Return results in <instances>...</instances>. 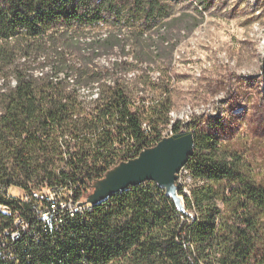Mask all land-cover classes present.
Instances as JSON below:
<instances>
[{
	"label": "trees",
	"instance_id": "16d2710c",
	"mask_svg": "<svg viewBox=\"0 0 264 264\" xmlns=\"http://www.w3.org/2000/svg\"><path fill=\"white\" fill-rule=\"evenodd\" d=\"M175 13V0H0V204L20 209L12 188L34 177L80 199L109 169L155 146L171 124L167 81L147 103L125 74L171 54ZM194 139L185 167L201 184L190 194L180 188L185 211L154 181L58 228L24 207L36 235L10 243L15 255L0 264H264V188L246 180L219 137L196 130ZM12 221L0 212V230Z\"/></svg>",
	"mask_w": 264,
	"mask_h": 264
},
{
	"label": "rangeland",
	"instance_id": "374dc122",
	"mask_svg": "<svg viewBox=\"0 0 264 264\" xmlns=\"http://www.w3.org/2000/svg\"><path fill=\"white\" fill-rule=\"evenodd\" d=\"M175 1L178 19L168 25L165 51L171 54L158 64L136 63L125 74L134 98L152 103L167 81L171 124L161 132L180 121L184 130L219 137L225 153L240 161L246 180L264 188V0ZM112 52L108 59L121 54ZM200 181L185 167L178 184L190 194ZM12 193L17 194L14 187Z\"/></svg>",
	"mask_w": 264,
	"mask_h": 264
},
{
	"label": "water",
	"instance_id": "95a60500",
	"mask_svg": "<svg viewBox=\"0 0 264 264\" xmlns=\"http://www.w3.org/2000/svg\"><path fill=\"white\" fill-rule=\"evenodd\" d=\"M194 149L193 131L185 130L164 137L155 146L142 150L134 158L121 161L103 178L95 180L86 201L98 205L130 186L154 181L175 200L180 210L185 211L178 179Z\"/></svg>",
	"mask_w": 264,
	"mask_h": 264
},
{
	"label": "built area",
	"instance_id": "2783aa9c",
	"mask_svg": "<svg viewBox=\"0 0 264 264\" xmlns=\"http://www.w3.org/2000/svg\"><path fill=\"white\" fill-rule=\"evenodd\" d=\"M144 128L150 130L147 125H144ZM172 134H174L173 129L162 134L160 139ZM15 191H17V194L13 193L14 196L10 195V197L19 201L20 209L29 207L35 218L42 223L45 229L47 227L50 229L60 227L66 222L67 218L76 217L74 216L75 208H84V204H89L86 201V194L77 199L73 189L62 183L40 186L29 183L27 188L17 187ZM14 208L0 204V212L13 218L10 225L0 230V257L3 259H12L15 255L10 243L21 239L26 232L32 231V222L24 216L20 209ZM32 232L35 236L36 231Z\"/></svg>",
	"mask_w": 264,
	"mask_h": 264
},
{
	"label": "bare ground",
	"instance_id": "6f19581e",
	"mask_svg": "<svg viewBox=\"0 0 264 264\" xmlns=\"http://www.w3.org/2000/svg\"><path fill=\"white\" fill-rule=\"evenodd\" d=\"M92 209H93V204H91V203L84 204V208H75L74 209V216L79 215V214H83L86 211H92Z\"/></svg>",
	"mask_w": 264,
	"mask_h": 264
}]
</instances>
